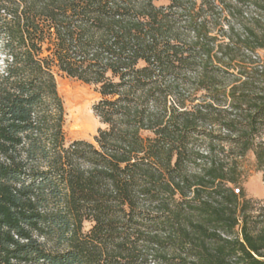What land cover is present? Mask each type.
I'll return each mask as SVG.
<instances>
[{"label":"trees","instance_id":"trees-1","mask_svg":"<svg viewBox=\"0 0 264 264\" xmlns=\"http://www.w3.org/2000/svg\"><path fill=\"white\" fill-rule=\"evenodd\" d=\"M156 1L0 0V264H264L228 186L264 165L257 65L233 75L264 17L217 40L213 3ZM57 74L96 87L94 143L65 140Z\"/></svg>","mask_w":264,"mask_h":264},{"label":"rangeland","instance_id":"rangeland-1","mask_svg":"<svg viewBox=\"0 0 264 264\" xmlns=\"http://www.w3.org/2000/svg\"><path fill=\"white\" fill-rule=\"evenodd\" d=\"M205 1L213 3L210 9L212 15L211 17H208V20H210L211 23L207 24V28L212 33V36L218 37L217 40L221 39L223 32L220 26L223 24L227 25V21H229L230 25H232L234 33L241 36L245 31V28H250V25L248 24L250 17H256L259 14H262L264 17V11H259V9L253 5V0H241L240 2L237 0ZM155 4L157 6H166L169 4V2L168 0H157ZM223 30H226V26ZM187 31L185 29L183 32H185L187 37L191 38L192 33L188 34ZM217 43L218 42H215V44ZM235 56L237 62H235L236 67L233 70V75L237 78L239 77V72H241V68L243 66L241 62L242 60L255 62L254 65H257L256 70L258 75L256 78L261 79L262 82L253 83L251 87L252 90L255 91L256 89L264 90V50H258L256 54H253L249 50H241L237 51ZM3 61L4 54L0 39V73L4 69ZM214 70L216 71L215 67ZM224 76L227 78V75ZM55 80L57 91L63 105L62 132L64 134L65 140L68 142L85 141L94 143L95 135L97 134L98 130L102 128L99 119L96 117L93 111V107L99 99L96 87L83 84L62 74H57L55 76ZM238 84L239 82L237 85ZM75 99L80 102L82 106L81 110L75 109L76 107H74L73 104V102L76 101ZM76 114H80V116L83 115L81 118L88 122L87 125L89 124V128L85 133H83V135L74 134L73 129L75 128V123L73 117ZM249 114H253V112H249ZM214 130L218 131V128L215 127ZM262 139L264 140V134L262 135ZM228 186L229 188H232L233 192L234 190L239 189L240 191L238 195L243 193L244 199L253 202L251 206L248 205L246 207V210L250 216H254L259 212L264 215V165L262 167L257 165L255 155L252 152L247 155L243 163L242 176L240 177L238 184ZM241 204L242 203L240 201L239 205ZM252 221L254 222L255 220L252 219ZM91 226V222H84L82 226V232L86 233L91 228ZM55 246V241L51 239H49L46 243V249L48 250H52ZM132 264H148V262L146 263V261L141 262L140 260H134Z\"/></svg>","mask_w":264,"mask_h":264},{"label":"bare ground","instance_id":"bare-ground-1","mask_svg":"<svg viewBox=\"0 0 264 264\" xmlns=\"http://www.w3.org/2000/svg\"><path fill=\"white\" fill-rule=\"evenodd\" d=\"M72 98H77V97H72ZM75 100L76 101L73 102L74 107H76L75 109L81 110L82 106H81L80 102L77 99H75ZM82 116H80V114H76L73 117L74 118V123H75V128L73 129L74 134L83 135V133H85L87 131V129L89 128L88 127L89 124L87 125L88 122L85 119H82L81 118Z\"/></svg>","mask_w":264,"mask_h":264},{"label":"built area","instance_id":"built-area-1","mask_svg":"<svg viewBox=\"0 0 264 264\" xmlns=\"http://www.w3.org/2000/svg\"><path fill=\"white\" fill-rule=\"evenodd\" d=\"M234 192H235L236 194H238V193H239V189L234 190ZM12 263H15V261L12 260ZM22 264H24V263H22Z\"/></svg>","mask_w":264,"mask_h":264}]
</instances>
